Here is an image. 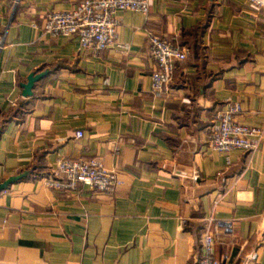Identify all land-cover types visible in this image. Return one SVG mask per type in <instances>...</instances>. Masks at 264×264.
Returning <instances> with one entry per match:
<instances>
[{
  "label": "crops",
  "instance_id": "0c3cea01",
  "mask_svg": "<svg viewBox=\"0 0 264 264\" xmlns=\"http://www.w3.org/2000/svg\"><path fill=\"white\" fill-rule=\"evenodd\" d=\"M83 1L0 0V184L26 174L0 193V264H199L210 218L219 260L264 264V13L246 0H148L147 15H117L128 50L99 54L34 28ZM151 34L191 50L161 96ZM229 104L263 131L258 151L209 149L213 113ZM62 158L100 161L115 192L48 187Z\"/></svg>",
  "mask_w": 264,
  "mask_h": 264
},
{
  "label": "built area",
  "instance_id": "2783aa9c",
  "mask_svg": "<svg viewBox=\"0 0 264 264\" xmlns=\"http://www.w3.org/2000/svg\"><path fill=\"white\" fill-rule=\"evenodd\" d=\"M258 11L264 13V0H246ZM148 0H85L71 10L49 11L42 23L34 24V28L52 37H77L80 48L99 54L111 48L122 52L128 50L127 45L118 41L120 21L118 13L126 11L148 14ZM191 50L182 46L178 39H168L159 34L150 35V54L155 63L152 73V91L161 96L174 79L176 64L185 62ZM15 106V104H14ZM238 104H229L214 111L212 116L209 149L221 155L241 150L252 153L258 151L263 138V131L258 128L241 125L237 117L241 114ZM83 133L78 132L77 138ZM50 188L62 191H75L79 186H88L98 193L113 194L118 186L117 176L107 170L96 160L60 159L52 178L47 180ZM221 223L210 218L207 229L202 235V253L199 264H224L216 257V234ZM257 259L251 255L243 264H250Z\"/></svg>",
  "mask_w": 264,
  "mask_h": 264
},
{
  "label": "water",
  "instance_id": "95a60500",
  "mask_svg": "<svg viewBox=\"0 0 264 264\" xmlns=\"http://www.w3.org/2000/svg\"><path fill=\"white\" fill-rule=\"evenodd\" d=\"M44 77L43 74L41 75H31L28 79V83L22 85L23 87V96L25 98L28 97H32L33 96V89L35 84ZM26 177V174H22V175H18L15 177H11L10 179H8L7 181H5L4 183L0 184V193L4 190H6L7 188H9L11 185L23 180Z\"/></svg>",
  "mask_w": 264,
  "mask_h": 264
},
{
  "label": "trees",
  "instance_id": "16d2710c",
  "mask_svg": "<svg viewBox=\"0 0 264 264\" xmlns=\"http://www.w3.org/2000/svg\"><path fill=\"white\" fill-rule=\"evenodd\" d=\"M13 109H14V115H16V116H23V114H24V110H23V107L22 106H19L18 104L17 105H15L14 107H13ZM2 132V129H0V133Z\"/></svg>",
  "mask_w": 264,
  "mask_h": 264
}]
</instances>
